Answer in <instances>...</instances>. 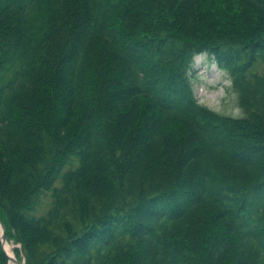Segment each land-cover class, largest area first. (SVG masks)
Returning a JSON list of instances; mask_svg holds the SVG:
<instances>
[{
	"label": "trees",
	"instance_id": "1",
	"mask_svg": "<svg viewBox=\"0 0 264 264\" xmlns=\"http://www.w3.org/2000/svg\"><path fill=\"white\" fill-rule=\"evenodd\" d=\"M0 222L23 264H264V0H0Z\"/></svg>",
	"mask_w": 264,
	"mask_h": 264
},
{
	"label": "rangeland",
	"instance_id": "2",
	"mask_svg": "<svg viewBox=\"0 0 264 264\" xmlns=\"http://www.w3.org/2000/svg\"><path fill=\"white\" fill-rule=\"evenodd\" d=\"M190 76L195 98L200 105L224 116L234 118L242 116L227 73L220 70L212 58L206 55L195 57ZM7 246L11 256L16 259L12 251L15 246L12 244ZM8 264L13 263L8 262Z\"/></svg>",
	"mask_w": 264,
	"mask_h": 264
},
{
	"label": "water",
	"instance_id": "3",
	"mask_svg": "<svg viewBox=\"0 0 264 264\" xmlns=\"http://www.w3.org/2000/svg\"><path fill=\"white\" fill-rule=\"evenodd\" d=\"M0 244H1V248L3 249V251L5 252L8 261L13 263V264H20L14 257L10 256L5 249V245H6V239H5V230H4V226L2 225V223L0 222Z\"/></svg>",
	"mask_w": 264,
	"mask_h": 264
},
{
	"label": "bare ground",
	"instance_id": "4",
	"mask_svg": "<svg viewBox=\"0 0 264 264\" xmlns=\"http://www.w3.org/2000/svg\"><path fill=\"white\" fill-rule=\"evenodd\" d=\"M5 249H6V252H7L9 255H11V252H10L9 247L7 246V244L5 245Z\"/></svg>",
	"mask_w": 264,
	"mask_h": 264
}]
</instances>
